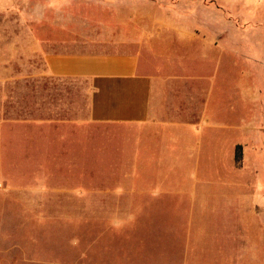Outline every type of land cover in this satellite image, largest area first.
I'll list each match as a JSON object with an SVG mask.
<instances>
[{"label":"crops","instance_id":"obj_1","mask_svg":"<svg viewBox=\"0 0 264 264\" xmlns=\"http://www.w3.org/2000/svg\"><path fill=\"white\" fill-rule=\"evenodd\" d=\"M127 1L0 0V135L28 122V137L38 146L46 139L47 152L58 107L61 119L78 127L70 135L72 153L85 150L80 128L91 126L95 164L109 163L110 182L94 173L103 186L94 193L107 196L98 203L108 200L115 219L107 235L134 232L151 201L180 197L172 212L179 224L173 254L147 264H264L262 93L242 92L232 64L221 86L229 93L226 106L212 108L219 69L207 75L206 53H199L205 39L189 25L192 6L206 0H151L147 16L127 12ZM114 3L121 5L115 10ZM181 8L189 12L177 17ZM255 17L264 18V9ZM27 91L29 105L19 98ZM113 145L118 163L109 157ZM153 162L178 177L148 183L145 170Z\"/></svg>","mask_w":264,"mask_h":264},{"label":"rangeland","instance_id":"obj_2","mask_svg":"<svg viewBox=\"0 0 264 264\" xmlns=\"http://www.w3.org/2000/svg\"><path fill=\"white\" fill-rule=\"evenodd\" d=\"M151 2L129 0L123 6L127 12L147 16L153 13L147 9L152 6ZM205 4L192 6L189 25L205 39L206 47L200 48L198 44V48L199 53H206L207 75L219 69L214 84L218 101L212 108L220 110L226 106L229 93L221 86L229 83L226 71L232 64L237 68L241 91L254 97L262 93L264 99V18L255 17L263 12L264 0H206ZM120 5L111 6L116 10ZM184 12L181 8L177 17ZM240 19L243 22L239 25ZM245 22L254 26H246ZM222 50L224 53H219ZM252 55L259 64L254 65L247 58ZM192 58L194 63L201 61L196 54ZM189 61L185 60L186 66L192 71ZM53 83V87L60 86ZM58 89L53 93L60 92ZM19 98L27 105L32 103L29 91L21 92ZM55 109L60 111L58 107ZM58 112L54 116L51 148L47 152L46 139L38 146L37 140L33 142L28 137V122L18 124L19 127L11 126L10 131L0 135V264H147L152 259L169 258L173 254L174 232L179 225L172 212L180 197L169 196L165 203L151 201L140 212L137 222L135 220L134 232L120 236L109 231L107 235L115 219L109 216L108 200L98 203L107 196L94 193V188L103 187L96 185L99 177L95 183L94 173H105L108 177L102 176V182H110L109 163L102 168L95 164L91 126L80 128L84 132L85 150L75 147L69 153L68 147L76 143L70 135L76 134L78 127L62 120ZM5 118L11 117L5 115ZM116 146L109 148L112 163L119 158ZM149 157L153 160L157 155ZM45 163L46 169H36ZM66 163H72L73 168L66 169ZM145 172L150 184L168 178L167 175L178 177L176 172L167 171L164 164L156 165L155 162ZM141 200L146 204L150 199ZM202 244H196V248L201 250Z\"/></svg>","mask_w":264,"mask_h":264},{"label":"trees","instance_id":"obj_3","mask_svg":"<svg viewBox=\"0 0 264 264\" xmlns=\"http://www.w3.org/2000/svg\"><path fill=\"white\" fill-rule=\"evenodd\" d=\"M241 158H242L241 147L238 146L236 147V150H235V161L239 163L241 161Z\"/></svg>","mask_w":264,"mask_h":264}]
</instances>
